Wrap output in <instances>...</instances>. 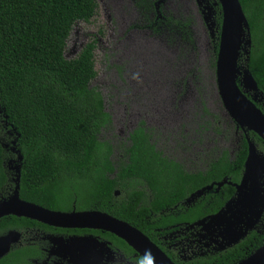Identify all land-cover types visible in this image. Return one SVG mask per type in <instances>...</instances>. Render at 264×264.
Returning <instances> with one entry per match:
<instances>
[{"label": "trees", "instance_id": "16d2710c", "mask_svg": "<svg viewBox=\"0 0 264 264\" xmlns=\"http://www.w3.org/2000/svg\"><path fill=\"white\" fill-rule=\"evenodd\" d=\"M240 1L253 44L247 65L264 91V0ZM97 9V0H0V137L13 130L11 138L23 156L21 198L53 209H69L68 204L76 200L78 208L108 212L158 242L156 227L193 221L224 205L234 192L232 186L226 185L215 198L207 197L189 210L181 201L211 180L226 176L238 182L247 145L245 142L234 161L225 155L206 174H190L152 145L134 140L130 161L111 178L112 145L99 138L111 116L104 108L101 90L91 84L97 76V37L90 39L76 57H65L75 22H91ZM220 11L219 5L218 22ZM253 140L264 152V141L257 135ZM8 151L0 139V198L11 194L16 184L4 164L10 156ZM117 188L121 190L119 196L114 194ZM30 226L50 228L35 219L7 215L0 218V235L10 229L23 232ZM24 236L23 244L0 258V264H26L28 257L41 255L38 244L26 245ZM105 236L131 249L119 236L108 231ZM254 236L186 263L234 264L251 252L245 247ZM259 239L264 243V234ZM169 253L174 254L172 250Z\"/></svg>", "mask_w": 264, "mask_h": 264}, {"label": "flooded vegetation", "instance_id": "af4514ba", "mask_svg": "<svg viewBox=\"0 0 264 264\" xmlns=\"http://www.w3.org/2000/svg\"><path fill=\"white\" fill-rule=\"evenodd\" d=\"M103 2L106 10L112 9L117 11L118 21L121 26H136L137 20L141 16L143 18V22L141 23L143 28L147 27L151 32L156 34L165 28L169 33L175 34L179 43L180 41L192 43L194 47V50L191 52H182L185 55L174 59L176 64L167 72V83L163 91L158 86L157 92L154 94L152 90L153 86H141L139 100H136V103H132V105L128 99H125L123 110L119 109V112L108 109L104 99V108L111 116V122L106 127L115 124L117 119L119 121L122 120L121 130L123 137L120 139L126 145L125 154L123 153L124 158L121 160L114 159L115 148L111 141L106 140L112 145L113 149L110 156L114 165L113 172L109 173L111 178L116 177V173L121 165H125L130 161V149L134 140L137 143L145 141L152 145L157 152L161 153V156L178 162L181 164L183 170L190 174H206L225 155L230 161H234L241 149L244 148L245 142L248 152V139L254 142L257 149L264 154L259 148L258 142L253 140V137L259 135L252 130L243 129L235 121L229 114L220 94L217 79V59L223 14L219 0H103ZM219 5L222 16L220 22H218L217 12ZM135 30L137 31L138 28L134 27L131 29L125 34V38L130 41L136 35H142L141 31L136 32ZM144 30L146 29L144 28ZM123 33L125 32L122 31L121 34ZM157 37L158 35H154L145 38L154 41L163 40ZM252 46L251 41L248 59ZM124 49V53L132 59L130 61L133 69L130 77L131 83L133 86H139L136 72L134 71L136 69L135 55L126 46ZM167 58L168 61L173 59L169 54H167ZM246 59L247 54L243 52L239 58V64H246ZM240 81L241 76L238 78V82ZM240 87L246 96L264 113V91L260 88L259 91H255L250 87ZM163 92L164 95H162ZM151 95H154L156 98H152ZM130 104L131 108L129 110ZM183 124L185 137L181 136ZM159 131L161 132L158 133ZM250 131L253 134H250ZM100 135L101 133L99 137ZM227 136L229 139H227ZM259 138L261 137L259 136ZM179 142L181 143L178 146ZM4 147L10 152V156L5 159L4 164L9 169L10 179L14 181L13 175L17 173L16 165L21 161L18 159L17 152L13 150V146L8 147L4 145ZM6 161H8V164H6ZM240 181L241 179L238 182H234L225 176L222 179L211 180V182L204 184L181 201L183 207L189 210V208L199 201H205L207 197L215 198L217 194L223 192L226 185L232 186L234 192L224 205L214 213L193 221H183L170 226L156 227L155 230L159 233L157 237L158 242L146 235L173 262L176 264H187L186 262L200 256H205L208 253L226 250L246 238L250 239V234L255 233L256 236L253 237L254 241H250L245 247L246 252L251 250L241 260L245 259L264 245V243L260 244L259 239V236L264 234V214L260 219L261 223L249 229L236 243L228 246L222 245L223 237L218 235L216 231L218 223L211 222L209 219L233 198L237 190L236 184L240 183ZM221 182L223 183L220 184ZM198 191L200 193L197 194ZM120 193V189L114 190L116 196H119ZM68 205L70 206L69 209H50L66 212L74 210H100L97 208H78L76 200H72ZM42 223L50 226V228L30 226L25 231H20L21 242L19 241L12 245L13 248L15 245L23 244L24 232L26 245L32 243L38 244L37 247L41 255L38 257H28V263L26 264H78L70 261L69 257H62L57 254L55 238L58 236L68 239L75 236L94 235L102 241H107L114 254L110 257L109 253L102 252L101 263L98 262L97 264H131L141 256L128 243L131 249H124L114 244L112 240L105 236L106 230L88 227H59L45 222ZM163 247H166L167 251ZM170 250L174 254L171 255L169 253Z\"/></svg>", "mask_w": 264, "mask_h": 264}, {"label": "water", "instance_id": "95a60500", "mask_svg": "<svg viewBox=\"0 0 264 264\" xmlns=\"http://www.w3.org/2000/svg\"><path fill=\"white\" fill-rule=\"evenodd\" d=\"M219 2L223 14L217 59L220 94L235 121L243 129L254 131L264 140V113L240 87H250L259 91L258 83L247 65L252 41L250 24L240 0H219ZM243 52L247 54L245 66L239 64V58ZM239 76H241L240 82H238ZM15 143L14 140L13 150L17 152L19 161H22L23 156L15 147ZM16 172L13 192L7 197L0 198V218L16 215L59 227L106 230L125 240L141 255L146 249H150L155 258V264H176L140 229L112 214L100 210L71 212L53 210L21 198L19 194L20 163L16 165ZM236 187L233 198L218 213L209 218L211 222L218 223L220 229L217 233L223 237L225 246L236 243L249 229L253 228L264 209V154L249 139L243 174ZM20 239L21 232L17 229H10L0 235V258L8 254L12 245L18 243ZM55 242L57 254L69 257L70 261L78 264L101 263L102 252L109 253L110 257L114 254L107 241H102L94 235L75 236L68 239L58 236ZM236 264H264V245Z\"/></svg>", "mask_w": 264, "mask_h": 264}, {"label": "rangeland", "instance_id": "374dc122", "mask_svg": "<svg viewBox=\"0 0 264 264\" xmlns=\"http://www.w3.org/2000/svg\"><path fill=\"white\" fill-rule=\"evenodd\" d=\"M97 1V13L92 18L91 22H85L83 20L75 22L67 39L65 57L68 59L76 57L82 47L90 39L94 36L97 37V46L95 49V67L97 70V76L92 80L91 84L97 86L101 90L105 99L106 107L112 111L116 110L119 112V109L123 110L125 99H128L131 104H135L136 100H139L141 86H153L152 90L154 94H156L158 86H160V90L163 91L164 86L167 83V72H169L170 68L176 64L174 59L178 57L181 58L182 55H185L182 54V52H191L194 50V47L192 43H186L184 41H180L179 43L175 34L169 33L165 28L157 34L151 32L147 27H144L146 29L144 30L141 25L143 22L141 16L137 20L136 26H121L118 21L117 11L112 9L106 10L104 8L103 0ZM134 27H137L138 30L135 31H141L142 35L138 34L133 40L129 41L125 38V34ZM122 31L125 33L121 34ZM154 35H158L157 38H162L163 40L154 41L145 38ZM125 46L135 55L136 69L134 71L136 72L139 86H133L131 83L132 81L130 77L133 69L130 65V61L132 59L124 53ZM167 54L173 59L168 61ZM245 65V63H242V66ZM162 95H164V92ZM151 97L156 98L154 95H151ZM129 103L127 102V104ZM131 104L128 107L129 110ZM121 127L122 120L119 121V119H117L115 124H111L104 128L99 137L100 139L112 142L115 148L114 159L119 160L124 158V150L126 148V145L120 139L123 137ZM183 129L184 124L181 136L185 137ZM160 132L161 131L158 133ZM12 136H14L13 130H8L6 136L0 137L1 142L8 147L13 146L12 142L15 138H11ZM227 139H229L228 136ZM180 143L181 142L178 143V146ZM6 164H8V161H6ZM8 170L9 169L7 168V171ZM15 176L16 173L13 175V179ZM263 214L264 209L255 226L261 223L260 219ZM216 227V231H219L220 228L218 224ZM222 245L225 246L224 240H222Z\"/></svg>", "mask_w": 264, "mask_h": 264}, {"label": "clouds", "instance_id": "9594fccd", "mask_svg": "<svg viewBox=\"0 0 264 264\" xmlns=\"http://www.w3.org/2000/svg\"><path fill=\"white\" fill-rule=\"evenodd\" d=\"M132 264H155V258L150 249H146Z\"/></svg>", "mask_w": 264, "mask_h": 264}]
</instances>
